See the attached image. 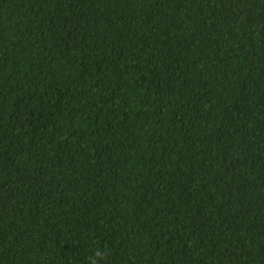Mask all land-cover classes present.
<instances>
[{
    "label": "trees",
    "instance_id": "obj_1",
    "mask_svg": "<svg viewBox=\"0 0 264 264\" xmlns=\"http://www.w3.org/2000/svg\"><path fill=\"white\" fill-rule=\"evenodd\" d=\"M0 264H264V0H0Z\"/></svg>",
    "mask_w": 264,
    "mask_h": 264
}]
</instances>
